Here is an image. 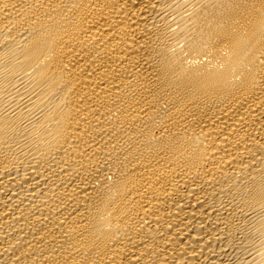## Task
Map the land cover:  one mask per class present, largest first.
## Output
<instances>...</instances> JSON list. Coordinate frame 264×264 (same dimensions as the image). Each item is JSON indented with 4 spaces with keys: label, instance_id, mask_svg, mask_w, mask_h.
<instances>
[{
    "label": "bare ground",
    "instance_id": "bare-ground-1",
    "mask_svg": "<svg viewBox=\"0 0 264 264\" xmlns=\"http://www.w3.org/2000/svg\"><path fill=\"white\" fill-rule=\"evenodd\" d=\"M0 264H264V0H0Z\"/></svg>",
    "mask_w": 264,
    "mask_h": 264
}]
</instances>
